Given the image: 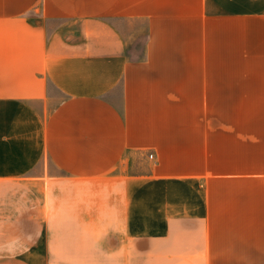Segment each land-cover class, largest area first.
I'll return each mask as SVG.
<instances>
[{
	"label": "crops",
	"instance_id": "0c3cea01",
	"mask_svg": "<svg viewBox=\"0 0 264 264\" xmlns=\"http://www.w3.org/2000/svg\"><path fill=\"white\" fill-rule=\"evenodd\" d=\"M0 264H264V0H0Z\"/></svg>",
	"mask_w": 264,
	"mask_h": 264
},
{
	"label": "built area",
	"instance_id": "2783aa9c",
	"mask_svg": "<svg viewBox=\"0 0 264 264\" xmlns=\"http://www.w3.org/2000/svg\"><path fill=\"white\" fill-rule=\"evenodd\" d=\"M148 156H149L150 158H152V154H151V153H149Z\"/></svg>",
	"mask_w": 264,
	"mask_h": 264
}]
</instances>
